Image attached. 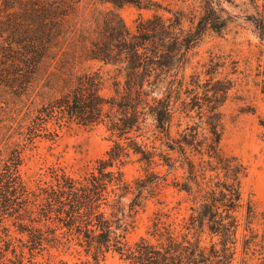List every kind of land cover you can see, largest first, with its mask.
<instances>
[{
	"label": "trees",
	"instance_id": "obj_1",
	"mask_svg": "<svg viewBox=\"0 0 264 264\" xmlns=\"http://www.w3.org/2000/svg\"><path fill=\"white\" fill-rule=\"evenodd\" d=\"M100 1L110 7L89 12L81 9V0H0V84L4 82L11 92L19 95L27 90L31 80L42 76L62 81L67 77L72 79L65 91L38 110L29 134L38 135L37 131L48 119H55L57 123L75 122L86 127L104 124L118 138L130 140L127 146L116 141L106 152L107 159H97L96 172L91 171L82 178L56 174L54 184L36 191L30 190L22 179L21 151L14 149L0 171V222L4 217H13L19 232L28 235L22 248L30 252L43 249L47 243L64 245L74 240L96 261L115 251L127 264H230L235 251L229 243H235L239 225L234 212L243 206L240 190L243 168L234 158L221 157L217 150L221 136L219 108L227 97L230 83L212 78L196 82V87L202 88V95L195 93L194 102L193 99L186 102L192 103L191 107L206 109L208 135L204 141L210 156L218 159V167L225 177L208 189L197 184L199 203L191 208L184 224L187 232L174 235L168 226L158 227L157 222L151 233L157 236L155 242L140 237L128 243L126 217L132 215H126L124 209L120 217L115 212L108 215L103 208L110 205L119 209L123 194L130 188L118 172L107 169L121 155H127L128 147L140 153L139 161L153 163L156 151L137 143L129 135L132 132L153 127L159 139H166L168 151L178 153L175 159L170 152L159 153L165 164L169 168L177 161L187 164L190 174L196 178L198 169L187 155V146L197 148L204 141L196 140L194 131L185 133L181 139L171 137L173 94L181 82L178 72L187 52L207 30L221 31L226 26L227 21L221 15L224 9L218 0H199L198 16L192 19L188 29L183 28L184 15L179 12L168 18L158 14L139 18L131 30L117 9L125 5L148 9L159 6L157 2ZM251 20L261 45L257 76L264 97V15L252 16ZM83 61H99L112 67L108 77L112 79L110 93L103 92L107 78L100 69L77 72ZM259 123L264 137V116ZM201 163H198L200 168ZM161 179L153 172L135 179V195L129 211H137L136 207L146 198L145 192L147 197L153 196ZM110 186L115 187L109 190ZM182 188L191 190L187 182ZM111 194L114 202L108 204ZM251 218L252 207L248 203L247 228ZM204 229L220 236V248L214 242L201 245ZM248 248L245 246V250ZM19 255L23 257V250Z\"/></svg>",
	"mask_w": 264,
	"mask_h": 264
},
{
	"label": "rangeland",
	"instance_id": "obj_2",
	"mask_svg": "<svg viewBox=\"0 0 264 264\" xmlns=\"http://www.w3.org/2000/svg\"><path fill=\"white\" fill-rule=\"evenodd\" d=\"M159 6L138 9L125 5L117 11L127 26L134 30L139 18H149L154 14L168 18L174 13H183L182 26L188 29L192 19L199 13V0H152ZM224 11L221 15L226 19V26L221 31L207 30L199 43L186 54V61L179 68L178 79L181 82L173 94V119L170 135L183 138L185 133L196 132V140L204 141L208 135L206 109L191 107L186 102L193 99L194 94L202 95V88L196 82L206 79L223 80L230 83L227 97L220 106L219 128L221 131L218 153L221 157L234 158L241 164L240 190L243 206L234 212L239 220L234 244L235 251L230 264H264V137L259 119L264 116V97L260 92V77L257 76V57L260 48L252 16L264 15V0H218ZM81 9L93 11L110 7L100 0H81ZM1 68V67H0ZM81 70L100 69L106 79L103 92L112 91L110 77L112 67L99 61H83L77 68ZM6 73V72H5ZM5 75V74H4ZM4 83V82H3ZM0 84V171L8 161L14 149L21 151L22 162L19 172L30 190L54 184V176L65 173L75 178H82L95 169L97 159H107V151L118 141L127 146L129 139L118 138L98 124L91 127L75 122L57 123L48 119L38 135L29 134L38 110L53 97L59 96L72 83V79L64 81L42 76L31 83L26 91L16 95L5 84ZM48 84L49 86H45ZM194 102V99H193ZM193 130L191 131V129ZM49 132L55 135H48ZM32 135V137H30ZM146 149L156 151L153 163L147 165L139 161L140 153L128 147L107 169L118 172L123 183L130 188L120 200V208L103 206L106 213L115 212L120 217L122 209L129 223L126 240L133 243L140 237L155 242L157 236L151 234L154 224L158 227L168 226L174 235L180 236L188 230L184 228L192 207L199 202L198 185L208 189L217 181H223L224 171L219 168L218 159L210 156L207 141L200 147L187 146V155L197 166L196 178L190 174L188 165L175 162L172 168L162 160L159 153L170 152L175 159L178 153L168 151L164 144L166 139H159L153 127L129 134ZM163 142V143H162ZM202 162V167L198 163ZM217 166L218 168H215ZM200 168V169H199ZM148 169V170H147ZM147 170V171H146ZM146 172L161 176L159 185L153 196H146L136 212L129 211V205L135 195L134 181L145 177ZM187 182L191 190L182 188ZM115 186H110L111 190ZM114 196L108 198L113 204ZM252 207V218L249 228L246 227L247 204ZM13 217H4L0 222V264H127L115 251H109L98 261L86 254L74 240L64 245L44 244L43 249L33 252L22 244L27 241L26 232L21 233L13 224ZM191 236V234L189 235ZM248 240V245L245 241ZM11 242V243H9ZM203 246L212 242L221 247L220 236L210 234L207 229L200 235ZM245 246L249 248L245 250ZM15 249V252H12ZM23 250V257L19 254Z\"/></svg>",
	"mask_w": 264,
	"mask_h": 264
}]
</instances>
